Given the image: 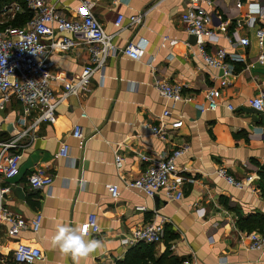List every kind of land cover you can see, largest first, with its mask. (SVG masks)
<instances>
[{
  "label": "crops",
  "instance_id": "crops-1",
  "mask_svg": "<svg viewBox=\"0 0 264 264\" xmlns=\"http://www.w3.org/2000/svg\"><path fill=\"white\" fill-rule=\"evenodd\" d=\"M93 1V13L104 31L112 34V41L122 46L128 40H139L145 45L143 56L109 57L102 74L92 76L89 90L59 103L53 122L39 123L32 139L24 136L19 140L17 173L0 180V185L8 186L4 204L23 218L37 211L42 217L37 230L26 228L15 235H8L6 224H0V264H26L12 259L17 242L41 250V258L27 264H141V251L140 256L127 257L130 249L135 251V244L122 239L134 227L159 216L166 220L162 239L153 243L154 257L169 244L170 253L182 259L180 264H264V252L250 248L247 231L236 224L238 214L264 213V196L253 162H264V109L256 110L248 102L264 92V63L255 58L259 49L264 50V37L260 45L254 32L261 21L256 18L251 26L239 28L249 39L246 46L230 43L220 33L216 40L205 37L206 51L223 47L229 56L241 57L226 58L229 72L224 74L227 83L222 86L223 69L202 62L193 34L180 20L188 0ZM211 1L210 5L200 4L212 14V24L227 19L229 29L235 19L245 17L249 2H264ZM14 2L24 5V0H0V20L5 23L15 14L10 9ZM78 5L79 0L55 2L58 10L70 16ZM138 12H143L141 22L129 26L127 16ZM118 13L124 19L116 26ZM49 59L50 82L58 94L61 82L56 77L78 73L86 51L76 44L51 51ZM155 79L182 84V92L190 94L193 101L165 99L154 88ZM210 86L220 88L216 108L197 109L195 103H205L204 92ZM164 108L169 114L161 115ZM20 113L21 106L14 98L0 110V139L9 135L10 124ZM177 119L181 124L172 128L170 123ZM147 123L161 126L167 138L151 135ZM73 124L81 127L80 148L71 135ZM62 143L68 145L66 156L58 154ZM183 143L187 150L176 161L183 177L181 199L166 200L161 192L147 196L140 189L123 186L146 165L138 153L155 158ZM117 153L118 163L114 159ZM219 166L236 177L253 172L255 180L250 188L238 189L217 175ZM37 167L52 175L49 185L27 184L25 176ZM110 183L119 185L116 197L110 195ZM137 205L145 210L136 209ZM91 212L96 214L100 231L85 239L98 240L102 247L77 262L61 251L54 238L61 226L80 227Z\"/></svg>",
  "mask_w": 264,
  "mask_h": 264
},
{
  "label": "built area",
  "instance_id": "built-area-1",
  "mask_svg": "<svg viewBox=\"0 0 264 264\" xmlns=\"http://www.w3.org/2000/svg\"><path fill=\"white\" fill-rule=\"evenodd\" d=\"M57 0H24V5L18 2L12 3L10 9L13 12H29V17L21 24L5 23L0 20V110H2L14 98L21 106V113L10 124L9 135L0 139V180L13 177L18 170L20 153L17 150L19 140L24 136L34 137L33 131L41 122H53L56 106L70 96L78 95L89 90L92 76L99 72L102 74L106 60L117 54L126 55L132 59H140L144 53L145 45L139 40H128L124 45L118 46L112 41V34H107L101 22L93 13V0H79L74 15L70 16L55 7ZM201 1L207 5L211 0H188L185 8L180 13V20L184 29L195 35V42L201 60L204 64L223 69L220 85H225L227 79L224 74L229 72L227 57L240 59L238 55H228L223 47H217L210 52L204 49L205 37L216 40L219 33L230 43H238L246 46L249 39L239 33L242 25L251 26L256 18L261 25L255 28V35L262 45L264 37V2L252 4L243 19H235L234 26L229 29L230 21L221 19L215 25L212 24V14L201 6ZM143 12L133 13L127 16L129 26L141 22ZM124 19L122 13H118L114 25L119 26ZM76 44H82L86 51V59L80 71L72 76L60 75L56 78L61 82V90L54 93L51 85L53 77L50 67L51 51L65 50ZM255 58L264 63V50L259 49ZM102 77V76H101ZM156 91L165 99L192 102V96L182 92V84L169 82L164 79H155L153 83ZM220 88L207 87L204 92L205 103H195L199 110H213L217 106L220 97ZM248 102L256 110L264 109V92L252 96ZM231 108V105H228ZM84 115V113H82ZM169 114V109L164 108L161 115ZM182 120L177 119L170 123L172 128L178 127ZM149 133L160 139H166L165 130L156 124L147 123ZM71 135L77 139V146L83 144V134L78 124H73ZM187 144L183 143L170 149L169 152L155 158H150L145 153H138L139 158L146 161L144 169L134 178L126 179L123 186L126 188L140 189L147 196H154L161 192L166 200H179L182 198L183 177L178 174L177 158L187 150ZM58 154L66 156L68 145L62 143ZM118 163L120 155L114 156ZM217 175L227 183L238 188H250L255 180V174L247 173L242 177H236L226 170L224 166L216 169ZM30 187L47 186L52 181V175L41 167L33 169L25 176ZM112 197L119 193V185L108 184ZM8 192L7 185H0V224H6V233L15 235L20 230L29 228L37 230L42 214L37 211L30 218H23L9 211L5 204V195ZM136 209L145 210V206L137 205ZM154 216H157L154 212ZM164 217L151 218L143 224L130 230L128 237L123 238L127 244H135L139 241L157 242L164 234ZM87 225V236L97 234L100 231L96 214L88 213L81 222L83 227ZM249 240V247L264 252V228L251 230L245 233ZM171 246V245H170ZM41 250L30 244L17 242L12 250V259L16 263H32L40 259ZM188 260H184L187 263Z\"/></svg>",
  "mask_w": 264,
  "mask_h": 264
},
{
  "label": "trees",
  "instance_id": "trees-1",
  "mask_svg": "<svg viewBox=\"0 0 264 264\" xmlns=\"http://www.w3.org/2000/svg\"><path fill=\"white\" fill-rule=\"evenodd\" d=\"M30 13L25 12H17L14 14L12 19L10 20L11 24H21L24 20H26L29 17ZM254 164L256 165V173L258 175V187L260 189V193L262 196H264V162H259L257 160H253ZM236 224L240 229H244L246 231L251 230H261L264 228V213L259 212H252L248 214H238L236 219ZM166 232V231H165ZM154 244L144 241H139L135 243V247H132L135 249L133 252L132 249H130L127 252L128 256H140L138 250L141 251V257H142V263L141 264H180L182 259L178 258L175 255H172L170 253V250L168 249L169 244H167L166 249L157 257H154L153 250H154ZM133 252V253H132Z\"/></svg>",
  "mask_w": 264,
  "mask_h": 264
},
{
  "label": "clouds",
  "instance_id": "clouds-1",
  "mask_svg": "<svg viewBox=\"0 0 264 264\" xmlns=\"http://www.w3.org/2000/svg\"><path fill=\"white\" fill-rule=\"evenodd\" d=\"M87 225L83 227L61 226L58 235L54 238V243L59 245L61 251L70 254L74 261L86 258L89 254L102 247L98 240H86Z\"/></svg>",
  "mask_w": 264,
  "mask_h": 264
},
{
  "label": "water",
  "instance_id": "water-1",
  "mask_svg": "<svg viewBox=\"0 0 264 264\" xmlns=\"http://www.w3.org/2000/svg\"><path fill=\"white\" fill-rule=\"evenodd\" d=\"M195 38H196L195 35H193V39H194V40H195Z\"/></svg>",
  "mask_w": 264,
  "mask_h": 264
}]
</instances>
